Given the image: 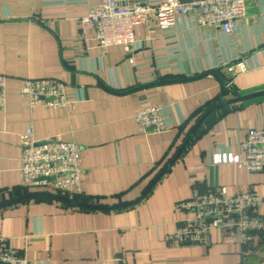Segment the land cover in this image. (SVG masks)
<instances>
[{"label":"crops","instance_id":"obj_1","mask_svg":"<svg viewBox=\"0 0 264 264\" xmlns=\"http://www.w3.org/2000/svg\"><path fill=\"white\" fill-rule=\"evenodd\" d=\"M97 1L0 0V238L30 264H264V239L246 247L215 231L210 247L167 242L186 217L176 205L194 193L226 187L264 198V170L212 163L216 152L241 155L247 132L264 129V95L253 96L264 93V3L249 2L230 36L189 17L166 33L138 26L127 56L81 36ZM41 78L66 82L76 104L32 109L20 87ZM147 105L162 107L166 130L140 131L135 116ZM28 128L37 141L80 145L81 194L24 186Z\"/></svg>","mask_w":264,"mask_h":264},{"label":"built area","instance_id":"obj_2","mask_svg":"<svg viewBox=\"0 0 264 264\" xmlns=\"http://www.w3.org/2000/svg\"><path fill=\"white\" fill-rule=\"evenodd\" d=\"M249 2L264 0H196L189 3L180 0H98L80 21L84 38L92 32L99 49L123 47L127 56L136 49L135 28L153 24L159 31H172L180 17H189L199 27L220 28L225 35L235 32L237 21L247 15ZM240 67L228 65L231 75ZM231 83L227 86L230 87ZM7 78L0 74V110L6 106ZM68 84L51 78L25 79L20 94L29 101L32 109H67L76 101L68 93ZM143 133L162 132L169 123L159 105H147L135 116ZM20 177L24 186L41 189L58 195L81 194L85 172L82 167L81 147L75 140L58 138L37 141L31 128L21 137ZM242 154L216 152L214 165L234 164L249 173L264 170V129L247 132L241 145ZM264 206V198L254 191H229L226 187L194 193L190 199L176 205L186 217L167 237L169 246L210 247L213 233L219 231L226 238L246 247L264 239V215L258 214ZM0 264H30L27 257L14 248L9 240L0 238Z\"/></svg>","mask_w":264,"mask_h":264},{"label":"water","instance_id":"obj_3","mask_svg":"<svg viewBox=\"0 0 264 264\" xmlns=\"http://www.w3.org/2000/svg\"><path fill=\"white\" fill-rule=\"evenodd\" d=\"M261 95H264V93H258V94H255V95H253V96H261ZM248 98H252V97H247V99ZM246 98H240V101L241 100H245Z\"/></svg>","mask_w":264,"mask_h":264}]
</instances>
